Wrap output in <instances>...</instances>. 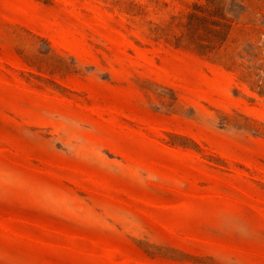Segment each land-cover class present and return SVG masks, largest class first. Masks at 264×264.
I'll return each mask as SVG.
<instances>
[{
  "label": "rangeland",
  "instance_id": "1",
  "mask_svg": "<svg viewBox=\"0 0 264 264\" xmlns=\"http://www.w3.org/2000/svg\"><path fill=\"white\" fill-rule=\"evenodd\" d=\"M0 264H264V0H0Z\"/></svg>",
  "mask_w": 264,
  "mask_h": 264
}]
</instances>
